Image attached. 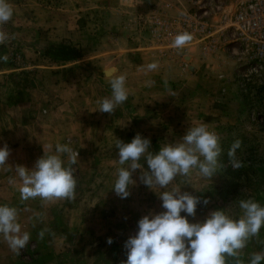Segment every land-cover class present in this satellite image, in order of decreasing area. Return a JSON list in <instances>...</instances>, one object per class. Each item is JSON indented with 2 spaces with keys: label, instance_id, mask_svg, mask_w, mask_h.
<instances>
[{
  "label": "crops",
  "instance_id": "1",
  "mask_svg": "<svg viewBox=\"0 0 264 264\" xmlns=\"http://www.w3.org/2000/svg\"><path fill=\"white\" fill-rule=\"evenodd\" d=\"M9 3L13 8V15L9 21L0 24V28L7 35H12L5 41L7 46L12 47L3 54L11 53L12 48L20 54L24 62L29 63L14 67L13 70L27 69L35 65L37 68H34L35 73L26 70L27 82L24 85H17L20 80L17 71L6 75V72L0 70V144H7L9 148L7 163L0 165V204L14 206L21 230L30 233L29 241L18 252L10 249L7 242L0 237V264H65L56 260V254L64 250H71L72 254L81 252L75 250V238L87 235L90 238V250L97 252L96 244L101 238L115 237L125 240L134 234L136 221L141 215L149 210L160 211L161 208L158 187L151 190L134 184L129 189V196L120 199L110 189L113 182L105 181L102 185L92 178L88 182L76 180L71 199H20L18 188L21 182L14 165L31 167L40 155L53 152L57 143L65 144L63 140L66 125L71 126L72 123H66L62 96L65 98L70 90L76 94L87 91L88 94L77 97L81 102L79 112L82 116L89 117L87 120L80 116L81 119L74 123L78 127L77 140L85 141L88 138L109 141L111 144L116 139L129 141L137 133L153 137L156 127L162 123L156 92L161 86L173 88L172 82L175 83L174 88L177 91L196 94V99L190 104L194 111L191 127L200 123L207 125L205 116L209 117L210 112L213 122L225 123L227 118L224 109L228 105L224 104L225 98L218 93L219 81L213 79V73L211 75L207 70L179 68L177 58H184L186 54L179 56L177 48H162L166 45L164 39L156 42L157 38L155 40L151 37L148 41H142L136 19L142 17V20L149 22L151 17L157 16L174 18L178 6L173 0H63L58 8L45 7L40 0H9ZM95 10L98 13L103 10L104 16L102 19L98 18L96 24H89L88 30L78 18L84 12L92 13ZM174 27L177 28L178 25ZM148 33L149 30L145 34ZM60 42L76 46L80 57L69 61L52 60L53 65L43 63L44 61L40 64L32 62L38 57L40 49L56 47ZM105 53L112 63L106 69L94 70L91 76L94 85L89 90L81 88L78 85L83 82L78 79L81 76L80 63L96 62L97 56ZM189 57L186 64L188 66L198 65L205 58L201 53L194 56L191 54ZM153 61L157 63V69L146 72V65ZM112 68L116 70L112 75H125L128 97L111 114L101 115L96 110L101 98L95 94L97 88L93 91L92 87L100 85L98 92L103 97L109 96V76L106 70ZM149 81L150 84L147 83ZM47 100H52L53 106L47 104ZM101 125V130L104 131L97 133V128ZM81 129L88 130L89 136L83 135ZM111 149L115 150L113 147ZM61 158L65 166L70 165L67 155H62ZM85 162L84 154H80L74 169L80 172ZM123 167H127V164ZM114 170L116 172L117 169ZM112 172L111 168L108 169L110 180ZM186 187L191 190L204 187V182L199 186L188 180ZM208 201L207 205L213 206L214 201L211 198ZM100 204L104 207H100ZM206 208L196 207L195 215L198 220L206 212ZM94 214L103 217L99 221L104 223L120 216L124 224L116 230L101 229L94 224ZM257 236L258 234L250 237L248 246L237 250L233 257L241 259L245 254L250 257L255 253L259 247ZM66 237L73 238V243L58 241ZM38 238L48 239L49 246L40 244ZM115 246L112 245L111 249ZM47 253L50 255H44ZM28 254H35L36 258L29 260ZM76 262L81 261L76 258L68 264Z\"/></svg>",
  "mask_w": 264,
  "mask_h": 264
},
{
  "label": "rangeland",
  "instance_id": "2",
  "mask_svg": "<svg viewBox=\"0 0 264 264\" xmlns=\"http://www.w3.org/2000/svg\"><path fill=\"white\" fill-rule=\"evenodd\" d=\"M173 1L175 2V5L178 6L177 11L172 19L165 16V22L168 23L175 20L180 23H186L185 32L190 33L192 36L190 42L184 47L178 49L179 56L184 53L186 54L184 58L181 56L177 58L179 68H183L184 70L191 68L196 70H207L211 75L212 73L214 74L215 77L213 79L219 81L218 93L225 98L224 104L228 105V107H225L224 109L227 121L225 123L218 122V124H216L212 121L211 112L209 117L205 116L207 119L205 121L207 123V129L217 134L221 146V153L218 157L219 163L217 173L208 179L203 177L197 169H191L187 176L177 175L164 189L158 188L157 191L160 193L161 191H170L173 188L179 187L181 191H187L191 194L193 191L194 194L192 195L197 196L200 199L205 197L208 199L211 198V200L214 201L213 206L210 204H197V208L199 209H201V207H207L206 212L201 214V219L199 220H202L207 212L213 208H222L226 213L238 216L241 214L238 208V201L241 199L251 198L264 206V79L251 78L249 81V88L246 92L239 89L237 83L238 78L235 76L236 67L243 61V57L247 59L249 49H245V43L239 40L238 35L234 34L232 29H230L228 25H225L219 17L226 1ZM62 2L63 0H40V3L43 6L49 8H58L62 5ZM218 5H220V7H217ZM103 16V10H99V13L95 10L92 13L84 12V15L78 18V20H81L82 25L86 26L89 30V24H96L98 18L102 19ZM154 19L155 17H151L149 22L144 19L142 20V17L136 19V27L142 41H148L151 37L155 39L153 32ZM147 30H149V33L145 34ZM0 32H3L1 28ZM89 34H91V32H89ZM148 35H150V37ZM8 37L10 39L12 35L8 34ZM163 39L166 40V45H163L162 48H164V46L175 48L172 46V42L168 43L167 39L164 37H161L159 42H162ZM5 43L6 42L0 43V70L6 72V75L12 71H17V75L20 78V80L17 79V85H24L27 82L26 70L34 71L35 73L36 69L34 68H37V66L35 65L33 67L29 66L27 69L21 68L19 70H13L14 67L23 66L27 62H24L21 59L20 54L14 52L15 50L12 48L10 49L11 53H6L4 55L3 52L5 53L8 51V48L12 47L10 45L7 46ZM52 48L54 47L40 49L38 51V57H36L35 60H32V62L34 64H40L44 61L43 63L53 65L54 62L52 60L54 59H52V54L49 52ZM196 53L204 55V60L198 62V65H186L189 62V56L191 54L194 56ZM107 56L108 54L106 53L100 54L97 56L96 62L84 61L80 63L79 70L81 71V76H78V79L83 80V82L78 85L81 88L85 87L86 90H89L90 87L94 85L92 82L94 80L91 78L94 70L97 68L106 69L107 66L112 63L106 58ZM27 64L29 65V63ZM68 80L69 78L66 79V81ZM0 83H2V79H0ZM172 84L173 88L170 89V87L164 88L161 86L156 92L159 104L158 112L162 123L156 127L153 137L148 136L150 139L149 147L153 152L166 143L178 141L185 130L191 127L190 124L194 111H192L190 104L196 99V94L183 91L179 92L174 88L175 83L172 82ZM96 88V96L102 98L103 95L98 92L100 91V85L97 84L96 87H92L93 91H95ZM86 94H88L87 91L76 94L74 91L70 90L65 98L62 96L64 101L63 112L65 114L64 117L66 123H72L71 126L66 125L63 141L73 150L78 151V158L80 154H84L86 161L80 172L73 167L76 165V162L67 167L71 169V173L75 180L88 182L90 180L89 178H92V180L94 179L97 183H102L103 185V182L105 181H114L116 174L114 168L117 169L120 166L115 147L116 142L111 144L112 142L109 141L89 140L88 138L85 141L77 140L76 134L78 132V127L74 123L78 122V120L81 119L80 116H82L78 109L81 102L77 97ZM33 99H35V97H33ZM51 101L52 100H47L46 103L53 106ZM98 112L99 114L101 113V115H104V112H100L99 110ZM82 117L89 120L88 116ZM103 118L102 121L104 120ZM102 127L103 125L98 126L96 132H103L104 130H101ZM80 132L83 133V135L86 134L88 136L90 133L88 130L83 129H81ZM237 140L239 141L240 146L236 150L234 158L240 160L242 166L238 169H233L229 163L227 151L230 145ZM111 147L115 150L111 149ZM140 163H144L143 156L140 158ZM144 166L145 168L147 167L146 164ZM110 168L113 171L111 180L108 175V169ZM139 171V169L135 170L132 175L133 179L136 180L135 185L137 184L142 187L145 185L137 179ZM188 180H191L199 186H201V182H204V187H194L195 189L192 190L186 189ZM209 185L211 186L210 189L208 188ZM100 207L104 206L100 204ZM69 212L72 213V211ZM93 216L95 218L93 220L94 224L99 225V228L101 229L107 228L108 230H116L122 228L124 224L120 216L105 223L99 221V219L103 217L95 214ZM188 219L190 221L198 220L196 215L188 217ZM89 239L90 238L87 235H85V237L75 238V250L81 251L76 252L79 253L78 256H76V253L72 254L71 250H64L56 254V260L65 264L71 263L72 261L74 262L76 258L81 261L78 263L76 262V264H122V261L126 258V250L123 247L124 240H121V238H112V245H116L112 249V245L110 246V244L106 243V239L101 238L96 244L97 252H92L90 250ZM37 240L40 244H44L46 247L50 244L46 238H38ZM58 241L63 243H73V238L69 239L66 237L61 238ZM31 242L35 243L34 241ZM248 244L249 239L245 246L247 247ZM257 244L259 247H257L255 253L259 252L264 254V226H262L258 232ZM107 249L111 250L106 251ZM24 253L26 254V252ZM28 255L29 260H34L36 258L35 254ZM44 255L50 254L47 253ZM246 255L248 254H245L241 259L237 256L225 257V264H248L249 257ZM261 263L264 264V261Z\"/></svg>",
  "mask_w": 264,
  "mask_h": 264
},
{
  "label": "clouds",
  "instance_id": "3",
  "mask_svg": "<svg viewBox=\"0 0 264 264\" xmlns=\"http://www.w3.org/2000/svg\"><path fill=\"white\" fill-rule=\"evenodd\" d=\"M13 8L9 0H0V24L10 20ZM9 39L0 32V43ZM188 32L174 36L172 46L180 49L190 42ZM155 61L146 65L145 71L157 69ZM115 68L106 70L109 76L110 95L98 101L100 112L111 114L117 105L128 97L124 74L112 75ZM148 84L151 81L147 82ZM150 139L139 133L129 141L116 139L118 162L112 191L120 199L130 194V186L136 183L132 173L139 169L137 179L149 189H164L177 175L187 176L191 169L208 179L217 173L218 157L221 153L219 137L209 131L204 123L189 127L176 142L166 143L151 151ZM239 141H234L228 151L229 163L233 169L242 166L235 159ZM62 155H67L68 164H74L78 151L67 144L57 143L53 152L40 155L31 167L15 164V173L20 179V199L40 197L41 199H71L76 180L71 169L65 166ZM144 157V163L140 158ZM9 148L0 144V165L7 163ZM127 164V167L123 165ZM146 164V168L145 165ZM160 211L149 210L136 221L134 234L123 242L126 258L122 264H225V255L235 256L250 237L256 236L264 226V206L255 200L238 201L240 215L233 216L222 208L210 209L202 220L190 221L195 216L197 204L207 205L208 198L200 199L179 187L161 191ZM181 213H184L182 215ZM17 209L0 204V237L14 252L22 249L30 239V233L21 230ZM111 244L112 238L107 237ZM264 254L253 253L248 264H261Z\"/></svg>",
  "mask_w": 264,
  "mask_h": 264
},
{
  "label": "built area",
  "instance_id": "4",
  "mask_svg": "<svg viewBox=\"0 0 264 264\" xmlns=\"http://www.w3.org/2000/svg\"><path fill=\"white\" fill-rule=\"evenodd\" d=\"M218 1H226L220 19L245 43V49H249L247 59L243 57L245 60L237 65L235 72L239 89L246 92L251 78L264 79V0ZM153 25L155 40L157 38L158 42L163 32L162 37L171 43L175 34L184 32L186 23L175 20L166 23L164 18L157 16Z\"/></svg>",
  "mask_w": 264,
  "mask_h": 264
},
{
  "label": "trees",
  "instance_id": "5",
  "mask_svg": "<svg viewBox=\"0 0 264 264\" xmlns=\"http://www.w3.org/2000/svg\"><path fill=\"white\" fill-rule=\"evenodd\" d=\"M52 59H60L64 61L75 60L80 57L78 48L67 42H60L56 47L50 49Z\"/></svg>",
  "mask_w": 264,
  "mask_h": 264
}]
</instances>
